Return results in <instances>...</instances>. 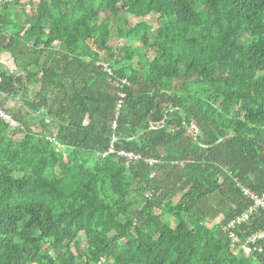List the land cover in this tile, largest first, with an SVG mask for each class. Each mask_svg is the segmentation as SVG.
Here are the masks:
<instances>
[{"label": "trees", "instance_id": "obj_1", "mask_svg": "<svg viewBox=\"0 0 264 264\" xmlns=\"http://www.w3.org/2000/svg\"><path fill=\"white\" fill-rule=\"evenodd\" d=\"M0 54V264H264V0H0Z\"/></svg>", "mask_w": 264, "mask_h": 264}, {"label": "built area", "instance_id": "obj_2", "mask_svg": "<svg viewBox=\"0 0 264 264\" xmlns=\"http://www.w3.org/2000/svg\"><path fill=\"white\" fill-rule=\"evenodd\" d=\"M7 2H11L12 0H6ZM99 67L102 68V71L108 75H111V70L107 63L100 62L97 63ZM122 85L128 86L129 84L125 81H121ZM125 94L118 93L117 101L115 106V114L114 121L112 124V129H114L116 120L119 116L120 110L124 103ZM0 123L5 124L10 129H14L18 127V123L16 120L12 118V116L7 113L5 110L0 108ZM116 139L112 136L109 143V148L105 153L102 154V157L113 154V143ZM118 158L128 160V161H137L140 159L139 156L133 155L131 152L120 151L116 153ZM146 163L151 166L156 164V161L148 160ZM239 188L240 194L242 197L247 199L250 202V205L242 213L237 215L235 218L230 220L227 224L222 227L223 233L226 234L227 238L231 243V247L234 252H240L245 257H255L261 256L264 257V225L255 232H252L248 235L245 234L244 226L247 225L251 219V217L256 214L258 211L264 212V192L260 195H256L248 189L242 188L237 185ZM150 194L147 193L145 196L148 198ZM243 236V238H242Z\"/></svg>", "mask_w": 264, "mask_h": 264}, {"label": "rangeland", "instance_id": "obj_3", "mask_svg": "<svg viewBox=\"0 0 264 264\" xmlns=\"http://www.w3.org/2000/svg\"><path fill=\"white\" fill-rule=\"evenodd\" d=\"M27 2H28V0H22L23 4H26ZM32 2H33V4H36V3H38V0H32ZM29 8H30V6L26 8L27 12H29ZM108 16H109L108 12L106 10H104V9H101V10H99L97 12V16H96L95 20H96L97 23H100L101 21H103ZM143 21H145L149 25L150 34H152L154 32V30L159 25V21L157 19V16H154V15H151V16L145 18ZM137 22H138V20H135V19H132V18H128L129 26H133ZM115 35L116 34L114 33V29H113L112 30V37L114 38V40L116 39L115 42H114V47L129 44L128 40L119 39ZM88 45H90L92 47L93 44L91 42H88ZM132 45L138 46L139 44L137 42H133ZM30 120L35 122L37 120V116L34 115V116L30 117ZM47 125H49L48 128H51L50 124L47 123ZM78 245H79L80 248L84 247V242H83L82 239H81V241L78 242Z\"/></svg>", "mask_w": 264, "mask_h": 264}, {"label": "crops", "instance_id": "obj_4", "mask_svg": "<svg viewBox=\"0 0 264 264\" xmlns=\"http://www.w3.org/2000/svg\"><path fill=\"white\" fill-rule=\"evenodd\" d=\"M0 65L4 66L8 71L14 69L11 59L5 54H0Z\"/></svg>", "mask_w": 264, "mask_h": 264}, {"label": "water", "instance_id": "obj_5", "mask_svg": "<svg viewBox=\"0 0 264 264\" xmlns=\"http://www.w3.org/2000/svg\"><path fill=\"white\" fill-rule=\"evenodd\" d=\"M2 67L4 68V70H5L6 73H9V71L4 66H2Z\"/></svg>", "mask_w": 264, "mask_h": 264}]
</instances>
